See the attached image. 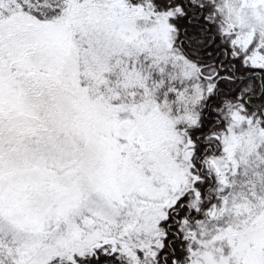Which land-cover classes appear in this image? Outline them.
<instances>
[{
  "label": "snow or ice",
  "instance_id": "snow-or-ice-1",
  "mask_svg": "<svg viewBox=\"0 0 264 264\" xmlns=\"http://www.w3.org/2000/svg\"><path fill=\"white\" fill-rule=\"evenodd\" d=\"M0 264H264V0H0Z\"/></svg>",
  "mask_w": 264,
  "mask_h": 264
}]
</instances>
